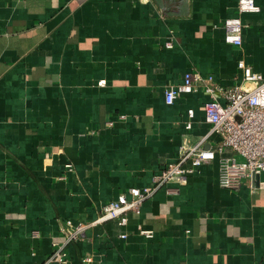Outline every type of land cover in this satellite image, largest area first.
<instances>
[{"label":"crops","instance_id":"1","mask_svg":"<svg viewBox=\"0 0 264 264\" xmlns=\"http://www.w3.org/2000/svg\"><path fill=\"white\" fill-rule=\"evenodd\" d=\"M253 1L259 11L239 16L238 0H0V264H44L66 221H93L208 135L201 87L164 101L185 74L222 90L241 83L239 62L264 77V0ZM237 17L238 47L222 29ZM217 177L214 160L125 225L87 230L66 264H264V173L234 191Z\"/></svg>","mask_w":264,"mask_h":264},{"label":"built area","instance_id":"2","mask_svg":"<svg viewBox=\"0 0 264 264\" xmlns=\"http://www.w3.org/2000/svg\"><path fill=\"white\" fill-rule=\"evenodd\" d=\"M258 11L259 8L253 0L237 2L239 16ZM222 29L225 43L237 47L241 45L243 25L238 17L225 20ZM165 47L171 48L172 45L168 43ZM238 68L241 72V83L225 90L210 75L203 77L187 73L181 84L169 86L164 91L167 105H171L181 95L194 92L197 87H201L203 93L210 96L211 99L203 104L202 110L204 122L209 127L208 135L216 137L215 144L205 147L207 135L192 146H181L177 160L165 165L152 178L148 187L129 189L125 195L106 204L91 222L73 224L66 221L61 229L65 240L55 245L52 255L44 264H66L64 249L67 244L80 240L87 230L109 221H118L120 225H125L127 215L139 214L142 204L159 189L170 183L184 184L201 166L214 160L218 164V186L224 190H237L254 176L264 173V77L254 73L243 62L238 63ZM187 117L185 129L189 130L190 120L193 118L192 110L187 112ZM112 126V122L106 124L107 128ZM167 192L174 193L169 190ZM138 233L145 238L152 237L151 231L139 229ZM120 238L125 239L126 235ZM82 264L97 262L91 256H85Z\"/></svg>","mask_w":264,"mask_h":264},{"label":"water","instance_id":"3","mask_svg":"<svg viewBox=\"0 0 264 264\" xmlns=\"http://www.w3.org/2000/svg\"><path fill=\"white\" fill-rule=\"evenodd\" d=\"M254 177H256V176H254Z\"/></svg>","mask_w":264,"mask_h":264}]
</instances>
